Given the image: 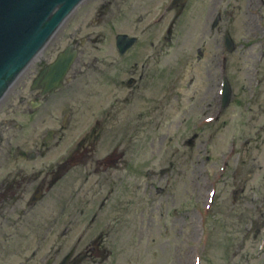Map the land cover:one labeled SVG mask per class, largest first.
I'll use <instances>...</instances> for the list:
<instances>
[{"label":"rangeland","instance_id":"obj_1","mask_svg":"<svg viewBox=\"0 0 264 264\" xmlns=\"http://www.w3.org/2000/svg\"><path fill=\"white\" fill-rule=\"evenodd\" d=\"M215 1H221L224 16L220 32L211 30L217 8L213 0H193L187 20L176 23L179 36L173 48L181 59L172 69L181 78L178 86L188 87L182 103L202 108L203 92L212 99L208 72L216 68L220 37L229 30L238 48L229 62L236 81L232 104L215 128L203 130L194 147L186 142L191 134L182 135L197 121V110L186 116L178 103L156 126L144 121L139 130L143 142L132 160L135 167L123 173L129 189L124 197L125 228L111 236V264H196L198 258L201 264H264V88L254 90L257 81L264 87V20L259 19L264 0ZM73 23L74 18L65 23L30 70L69 37ZM253 27L256 36L250 35ZM255 68L261 69L257 77ZM253 93L259 96L252 98ZM167 168L171 172L163 180L148 178L149 171L159 174ZM157 187L165 193L157 194ZM240 189L244 191L235 196ZM253 222L258 223L253 227ZM24 246L13 243L11 249L18 253ZM16 263L0 259V264Z\"/></svg>","mask_w":264,"mask_h":264},{"label":"flooded vegetation","instance_id":"obj_2","mask_svg":"<svg viewBox=\"0 0 264 264\" xmlns=\"http://www.w3.org/2000/svg\"><path fill=\"white\" fill-rule=\"evenodd\" d=\"M137 1H139L137 7L145 12L139 16V21L142 23L143 20H151L158 0H91L93 19L97 20L95 24L99 26L103 22L104 29L107 30L111 20H124L126 27L131 28L133 20L128 15L135 11L134 3ZM114 9L120 13V16H115L116 12L113 11ZM164 13L168 14L169 10H165ZM122 33L127 32L124 31ZM140 34L141 32L136 33V42L123 54L118 48V34L114 31L105 34V49L81 50L80 48L78 63L72 72L71 82H74L72 91L75 94L79 93L82 80L86 78L82 68L87 67L90 73L89 87L91 90L87 111L90 114L102 110L103 104L106 103L119 104L132 101L138 105L157 103L160 57L162 59L167 54L164 49L152 48L154 43H148L144 37L145 34ZM76 43L78 46L82 45V42L76 41ZM95 51L102 52V56L94 55L92 58L88 57ZM87 58L88 64H86ZM161 71L164 72L165 69ZM161 78L164 79L163 87L166 89L170 84H173V75ZM169 79L170 83L168 84ZM16 86L11 89L4 103L14 99ZM45 100L48 99L43 97L40 92L29 90L27 99L22 100L27 105L24 112L33 113L32 105L42 104ZM1 108L4 109V106H1ZM56 121H60L59 116H56ZM9 126L11 131H8L7 139L5 141L0 139V146L6 143L5 149L0 147V205L5 201L7 205H12L10 206L12 211H16L20 206L18 202L25 200L29 192H34L37 189L40 174L36 170V161L30 160V153L36 152V155L39 154L40 141L35 140L33 145H29L22 140V137L16 131L15 127L19 129V125L15 126L13 122H10ZM21 140L22 145L20 143ZM48 173H54V171H45V174ZM48 192L54 193L58 200L62 189L55 185L49 188ZM65 211V207H60L56 217L57 226H61ZM77 212L78 210H75L73 215ZM81 214H84V210H81ZM72 223L73 221L70 220L69 224L71 225Z\"/></svg>","mask_w":264,"mask_h":264},{"label":"water","instance_id":"obj_3","mask_svg":"<svg viewBox=\"0 0 264 264\" xmlns=\"http://www.w3.org/2000/svg\"><path fill=\"white\" fill-rule=\"evenodd\" d=\"M82 0H0V99Z\"/></svg>","mask_w":264,"mask_h":264},{"label":"bare ground","instance_id":"obj_4","mask_svg":"<svg viewBox=\"0 0 264 264\" xmlns=\"http://www.w3.org/2000/svg\"><path fill=\"white\" fill-rule=\"evenodd\" d=\"M252 21L254 20L253 18L251 19ZM0 252L2 253V251L0 250Z\"/></svg>","mask_w":264,"mask_h":264}]
</instances>
